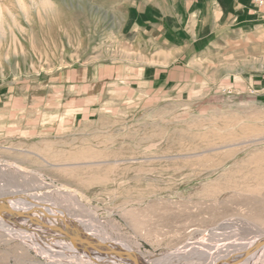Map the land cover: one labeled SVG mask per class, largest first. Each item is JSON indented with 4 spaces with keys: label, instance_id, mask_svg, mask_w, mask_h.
I'll return each mask as SVG.
<instances>
[{
    "label": "rangeland",
    "instance_id": "obj_1",
    "mask_svg": "<svg viewBox=\"0 0 264 264\" xmlns=\"http://www.w3.org/2000/svg\"><path fill=\"white\" fill-rule=\"evenodd\" d=\"M21 192L148 264H230L264 235V0H0ZM23 231L0 225V264H106Z\"/></svg>",
    "mask_w": 264,
    "mask_h": 264
},
{
    "label": "bare ground",
    "instance_id": "obj_2",
    "mask_svg": "<svg viewBox=\"0 0 264 264\" xmlns=\"http://www.w3.org/2000/svg\"><path fill=\"white\" fill-rule=\"evenodd\" d=\"M21 193H12V194L4 195V196L21 194L20 197L18 196V200H21V199L23 200V198H27V195L23 194V192H21ZM31 198H32V196H31ZM24 202L25 201H23V206H21L19 204H15V203H14V205H8L7 207L0 206V215L3 217V219H0V225L4 226V228L7 227V228L14 230L15 233L16 232L18 233V230L19 231L24 230L23 232L29 231V234L27 237L30 238L32 243H34L33 241L38 240L39 237L44 238L45 235H47V233H45V229H46L45 227L51 228L50 221L47 220V213H49L52 216V218L54 217L53 221H55L61 227L69 228L70 225H73V227H75V225H77L75 227V229H77V228L79 229V227H80L79 221L74 220L70 217L66 218L62 213H59L58 210L52 209L51 207H49L45 203H42L40 201H34L33 204L29 203V202H27L28 204H25ZM39 203H40L41 207H39V205H38ZM34 207L35 208L37 207V208L35 209ZM42 207L44 208V210ZM31 208H33V209L30 210V212H29V209H31ZM73 223H75V224H73ZM79 230H80V232H82L81 229H79ZM88 234H86L85 232L84 233L82 232L83 236L85 235L87 238L94 239L93 237L90 236V234L89 235ZM49 235L50 234H48V236ZM51 236L53 237V241L51 240V242L47 243V245L49 246L48 248L50 250H52L50 247H53V248L55 247V248L61 250L62 247L60 245H58L59 240H57V239L66 240V241H67V239H65L60 234L59 235L54 234ZM263 236L264 235H257L249 243H246L248 245V248L245 249L244 251H241V252L235 251L234 253L231 254L232 256L229 254L231 257H228L225 259L226 263L229 262L228 260H230L229 263L232 264V262L235 261L234 259L238 256L239 261L236 264H253V262L255 261L254 260L255 257L259 253H261L260 251H262V249L264 247V246L259 247V246L255 245V243L263 240L264 239ZM261 237H263V238H261ZM46 240L49 241V239H46ZM94 240H96V239H94ZM102 240L110 241L111 239H105L104 238ZM59 242H61V241H59ZM112 242L115 243L117 245V247H114L113 250L106 249L107 253L112 254L111 257L100 255V254L98 255V254H95L92 252H88L86 254H88L94 261H97V262L103 261L106 264H141L140 261H143V260L138 258V253H135L133 251V249H131L130 247L124 246L123 244L117 242L116 240H114V241L112 240ZM65 243H67V242H65ZM71 245H73V244H71ZM65 246H67V245H65ZM73 247H74L73 249L75 251L80 252L79 250L76 249L75 246H73ZM49 249H47V250H49ZM248 249H250L251 252H248ZM66 250L71 251V249H66ZM245 251L247 252V254L243 255V253ZM86 254L85 253L83 254L81 252L80 257H85ZM137 261H139V262H137ZM143 262L145 264H148V262L146 260ZM91 264H93V263H91ZM222 264H223V262H222Z\"/></svg>",
    "mask_w": 264,
    "mask_h": 264
},
{
    "label": "water",
    "instance_id": "obj_3",
    "mask_svg": "<svg viewBox=\"0 0 264 264\" xmlns=\"http://www.w3.org/2000/svg\"><path fill=\"white\" fill-rule=\"evenodd\" d=\"M20 195L21 194H15V195H11V196H9V195L8 196H0V206L7 207L8 205H14V203L23 206V201H25L24 202L25 204H28L27 202L33 204V202L35 201L34 199L29 197L28 195H27V198H23V200L21 199L22 201L18 200V196L20 197ZM38 205H39V207H41L40 203ZM32 209L33 208L29 209V212ZM43 210H44V208H43ZM53 218L49 213H47V220L50 221L51 228L45 227L46 228L45 233L50 234V236L54 235V234L62 235L65 239L70 241V243L73 244L77 250H79L83 254L88 253V252H92V253H95L98 255L100 254V255L111 257L112 254L107 253L106 249L113 250L114 247H117V245L115 243H113L112 241H104V240L97 241V240H94L95 238L94 239L87 238L85 235L84 236L82 235V232H80V230H78V229L76 230L75 227H69V228L61 227L55 221H53ZM255 245H257L259 247L264 246V239L256 242ZM238 259L239 258L237 256L234 259L235 261L232 264H236L239 261Z\"/></svg>",
    "mask_w": 264,
    "mask_h": 264
}]
</instances>
